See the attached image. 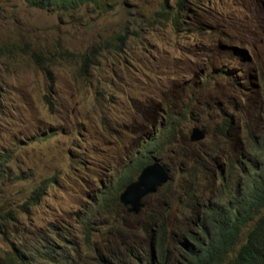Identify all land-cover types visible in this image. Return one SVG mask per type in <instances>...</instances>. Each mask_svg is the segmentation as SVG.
Instances as JSON below:
<instances>
[{
  "label": "rangeland",
  "instance_id": "374dc122",
  "mask_svg": "<svg viewBox=\"0 0 264 264\" xmlns=\"http://www.w3.org/2000/svg\"><path fill=\"white\" fill-rule=\"evenodd\" d=\"M107 4L60 10L0 0V44L10 51L0 61V149L12 152L11 169L24 176L0 181V205L14 212L0 233V264L12 244L31 245L36 233L54 226L69 227L74 240L67 252L74 257L86 262L97 252L114 255L139 218L118 200L102 211L94 203L99 194L120 192V170L157 123L149 109L172 102L177 88L200 83L210 63L230 62L236 71L264 75V0ZM164 9L178 11L176 26L158 21L156 13ZM119 33L128 36L124 51L108 49L96 58L90 76L79 75V54ZM221 45L245 48L249 59L222 54ZM204 94L211 97L206 88ZM253 99L245 108L260 122L263 83ZM210 115L217 116L215 109ZM196 125L203 126L190 123V128ZM157 157L162 163L173 161L169 153ZM54 174L40 203L21 212L17 206L33 184ZM144 200L139 214L162 206L157 195ZM87 233L89 240H84ZM132 237L134 243L140 238Z\"/></svg>",
  "mask_w": 264,
  "mask_h": 264
},
{
  "label": "trees",
  "instance_id": "16d2710c",
  "mask_svg": "<svg viewBox=\"0 0 264 264\" xmlns=\"http://www.w3.org/2000/svg\"><path fill=\"white\" fill-rule=\"evenodd\" d=\"M24 1L37 9L75 10L84 4L97 8L108 5L107 0ZM156 15L160 22L177 25L176 15L166 9ZM127 37L116 34L79 54V75L90 76L96 58L108 49L124 51ZM5 54L10 51L0 44V61ZM30 54L39 58L33 52ZM62 54L72 55L68 51ZM217 77L228 81L223 86H209L211 78ZM260 83L264 84L263 74L241 72L238 76L233 69L221 66L213 68L205 82L189 83L184 90L178 89L172 102L169 99L164 105L149 109L150 116L156 115L157 123L120 170L117 190L132 181L134 174L152 158L166 152L175 158L169 163L172 179L155 194L162 201L159 211L144 210L143 214L132 215L139 218V223L133 231H125L121 248L114 255L105 256L95 249L94 258L86 262L74 257L67 252L74 240L67 231L69 227L54 226L41 229L40 235L36 233V241L31 245L12 244L4 252L1 264H264V107L259 113L263 117L260 122L252 119L245 108L246 102L254 100ZM205 88L210 93H222L209 97L204 94ZM212 109L217 116L210 115ZM204 118L209 119L205 122L207 140L189 143V124L203 123ZM240 133H244L243 139ZM226 144L229 148L224 150ZM12 160L11 151L0 149V181L24 177L11 169ZM55 176L33 184L18 209L27 213L38 205ZM110 201H117V194H99L94 203L96 210L106 209ZM12 220L13 210H4L1 204L0 233ZM133 235L140 237L136 243ZM85 236L87 240L88 233Z\"/></svg>",
  "mask_w": 264,
  "mask_h": 264
},
{
  "label": "water",
  "instance_id": "95a60500",
  "mask_svg": "<svg viewBox=\"0 0 264 264\" xmlns=\"http://www.w3.org/2000/svg\"><path fill=\"white\" fill-rule=\"evenodd\" d=\"M204 135L203 130L193 127L189 139L190 141H200ZM170 179L169 168L158 159H154L152 163L144 166L135 179L123 188L118 194V200L128 213L138 214L144 206V198L155 194Z\"/></svg>",
  "mask_w": 264,
  "mask_h": 264
},
{
  "label": "clouds",
  "instance_id": "9594fccd",
  "mask_svg": "<svg viewBox=\"0 0 264 264\" xmlns=\"http://www.w3.org/2000/svg\"><path fill=\"white\" fill-rule=\"evenodd\" d=\"M183 0H178V4H180L181 2H182ZM168 12V11H167ZM172 15H176V17H177V19H178V11L177 10H175V11H173L172 12ZM178 22H179V20H178ZM177 22V23H178ZM221 47H222V49L224 50L223 52H222V54H226V53H229L230 54V56L231 57H233V58H243V56H245L247 59H249V53H248V51L245 49V48H239V47H237V46H227V45H221ZM225 48V49H224ZM228 49H230V50H232V52L234 53H230V52H228V51H226V50H228ZM230 62H222V63H219L220 65L219 66H212V64L210 63V64H208L207 66H206V70H205V72H204V74L202 75V77L200 78V83H203V82H205L206 80H207V78L209 77V75H211V73L213 72V68H220L221 66H227V67H229L230 69H233L234 71H236L234 68H236V66H231V64H229ZM241 72L242 71H236V74H238V76H240V74H241ZM226 81H228V78H225V77H217L216 79H214V78H211V83H210V85L209 86H221L222 84L224 85V83L226 82ZM200 83H197V84H200ZM191 84H196V83H191ZM257 85H258V83H256ZM222 85V86H223ZM188 85H186V86H184L183 87V89H181V90H184V88L185 87H187ZM214 88H216V87H214ZM212 89H213V87H212ZM178 93V88H177V90L174 92V93ZM173 93V94H174ZM211 93H213V96H220V94L222 93V92H211ZM210 93V95H212ZM188 94H189V91L188 90H186V97L188 96ZM150 115V114H149ZM206 119V120H205ZM207 120H209L208 118H204L203 119V126H193V127H198V128H200L201 130H203L204 131V138L203 139H201L200 141H190V139H189V136H190V132H191V130H192V128L193 127H191L190 128V124H189V128H190V130L188 129V133H187V141L189 142V143H197V144H200V143H204L206 140H207V138H208V135H209V131H208V128L206 127V125H205V122H207ZM191 123H201V122H191ZM187 143V142H186ZM167 153V152H166ZM165 154V153H164ZM169 154H171L172 155V158H173V161L175 160V158H174V155L172 154V153H169ZM163 155V154H162ZM154 159H158L160 162H161V160H160V158L159 157H154V158H152V160L148 163V164H150V163H152L153 161H154ZM172 162V161H171ZM171 162H169V163H171ZM162 163V162H161ZM169 163H168V165H167V163H163V164H165L168 168H169V170H170V175H171V179H172V172H171V169H170V166H169ZM148 164H146V165H148ZM146 165H144V166H146ZM143 166V167H144ZM142 167V168H143ZM141 168V169H142ZM140 169V170H141ZM139 170V171H140ZM139 171H138V173H139ZM138 175V174H137ZM136 175V176H137ZM170 179V180H171ZM134 180V179H133ZM132 180V181H133ZM169 180V181H170ZM131 182V181H130ZM129 182V183H130ZM169 183V182H168ZM167 183V184H168ZM128 184V183H127ZM126 184V185H127ZM125 185V186H126ZM166 185V184H165ZM164 185V186H165ZM124 186V187H125ZM164 186H162L161 188H159L158 190H157V192L160 190V189H162ZM123 187V188H124ZM123 188L120 190V192L123 190ZM119 192V193H120ZM156 192V193H157ZM118 193V194H119ZM155 193V194H156ZM118 194H117V200H118ZM155 194H152V195H155ZM149 196H151V195H149ZM148 197V196H147ZM145 199V198H144ZM118 202H119V200H118ZM120 203V202H119ZM121 204V203H120ZM122 205V204H121ZM144 205H145V200H144ZM123 206V205H122ZM125 208V207H124ZM127 212V211H126ZM129 213H131V212H129ZM140 213V212H139ZM138 213V214H139ZM133 215H138V214H134V213H132Z\"/></svg>",
  "mask_w": 264,
  "mask_h": 264
}]
</instances>
